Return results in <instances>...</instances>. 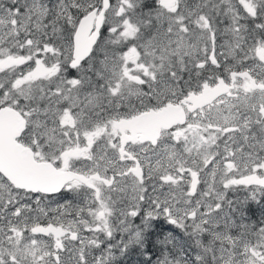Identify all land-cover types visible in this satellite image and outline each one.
<instances>
[{"label": "snow or ice", "instance_id": "snow-or-ice-1", "mask_svg": "<svg viewBox=\"0 0 264 264\" xmlns=\"http://www.w3.org/2000/svg\"><path fill=\"white\" fill-rule=\"evenodd\" d=\"M0 264H264V0H0Z\"/></svg>", "mask_w": 264, "mask_h": 264}, {"label": "flooded vegetation", "instance_id": "flooded-vegetation-1", "mask_svg": "<svg viewBox=\"0 0 264 264\" xmlns=\"http://www.w3.org/2000/svg\"><path fill=\"white\" fill-rule=\"evenodd\" d=\"M259 215V213L257 212V216Z\"/></svg>", "mask_w": 264, "mask_h": 264}]
</instances>
